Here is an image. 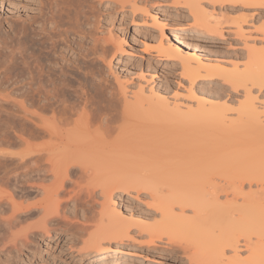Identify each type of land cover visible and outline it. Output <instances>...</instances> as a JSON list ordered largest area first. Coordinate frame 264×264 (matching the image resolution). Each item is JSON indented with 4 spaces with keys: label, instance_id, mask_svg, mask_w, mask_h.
<instances>
[{
    "label": "bare ground",
    "instance_id": "6f19581e",
    "mask_svg": "<svg viewBox=\"0 0 264 264\" xmlns=\"http://www.w3.org/2000/svg\"><path fill=\"white\" fill-rule=\"evenodd\" d=\"M35 1L38 13L34 23L30 29L20 26L14 50L10 48L17 65L12 88L17 98L10 102L16 107L13 135L21 149L19 156L22 162L27 159L25 166L28 164L27 170L18 177L13 175L12 180L24 181L39 199L27 204L29 194L16 196L19 202L10 196L0 198V264H22L24 260L28 264L36 260L46 263L34 242L48 239L51 229H61L57 220L66 226L72 224L66 217L70 210L73 217L80 214L85 221L76 220L74 236L80 243L71 247L69 255H76L79 261L89 257V264H114L116 255L130 256L129 249L121 248L124 242L146 250L158 248L161 242L163 249L175 252L185 264H264V22L253 31L260 36H254L252 43L259 41L261 47L248 45L242 31L247 14L255 13L247 9L264 8V0L257 1L258 5H243L240 20L232 24L217 22L199 0H169L165 7L176 12L186 9L192 19V25L174 26L171 40L158 14H150L148 0L110 2L113 17L129 13L136 27L159 32L160 37L152 41L159 43L153 48L156 57L179 62L187 83L217 79L225 85L226 94L218 90L220 94H214L216 91L208 96L205 88L200 95L190 88L194 109L182 108L153 89L139 87L129 93L119 78L114 80L116 87L110 86L112 83L108 85L101 72L93 69L94 81L75 88L73 83L79 77L76 80L71 70L78 71L79 63L92 68L96 62L110 65L112 55L127 53L122 39L109 32L108 37L95 32L99 29L97 18L94 21L95 6H91L95 0H89L92 9L85 6L92 12L84 7L79 9L81 13L77 11L86 20L83 18L80 25L77 15L74 19L79 22L72 28L58 19V7L62 6L58 4L64 2L51 0L47 10L45 2L50 0ZM87 10L92 18L86 16ZM74 28L72 39L69 32ZM227 28H235V34L242 38L246 58L242 66L230 64L232 70L208 66L204 56L185 39H221ZM164 36L169 39L166 44ZM33 37H39L37 42L46 50L42 61L47 70L38 71V75L27 61L31 52L25 47V40L32 42ZM68 53L75 59L68 58ZM33 95L39 99L34 101ZM235 97L242 99L236 101ZM258 99L263 102L259 105L262 112ZM245 183L249 187L256 183L260 188L244 191ZM128 193L135 201L140 195L147 198L149 217L158 218L154 224L133 221L132 215L114 205V196ZM222 193L224 201H220ZM92 205L97 212L89 221L85 217ZM34 209L38 220L21 227Z\"/></svg>",
    "mask_w": 264,
    "mask_h": 264
},
{
    "label": "rangeland",
    "instance_id": "374dc122",
    "mask_svg": "<svg viewBox=\"0 0 264 264\" xmlns=\"http://www.w3.org/2000/svg\"><path fill=\"white\" fill-rule=\"evenodd\" d=\"M61 1L64 3L58 4V1L56 2L58 5H62L61 7H58L59 8L58 12L60 13V16L62 18L59 16V13H58V19L59 18L62 19L61 24L63 23V25L65 27L70 26V28H72L73 25H75L74 23H77V21L79 22V20H80V22H79L80 25L83 23L82 20L84 17H82V15H78L77 11L80 8L82 9L83 7L85 9H88V8H86L87 5H88L89 9H92L89 5L93 4V3H91L93 0L92 1L90 0L91 2L89 0H87V1L86 0L85 1L84 0H77V1L76 0H61ZM61 1L59 0L60 3H62ZM152 1H154V0H150V1L148 0V2L149 3L151 2V3L150 4L147 3V5H150V6H147V8H148L150 14H152V13H153V15L158 14L159 21L161 20V22L165 23L166 29L164 31H165V34L168 35V38L170 37V30L174 26L181 25V24L192 25V19L189 18L186 9H180L178 12H176L175 9H173V8L165 7L166 6L165 2H169V0H165V1L164 0H155L153 3H152ZM199 1H200V5H202V8L204 10H206L207 13L215 15L217 22L218 21H221L222 23L223 22H229V24H232V22H234L235 20H240L239 19V15H240L239 12L243 10L242 9L243 5H258L257 3L259 2V0H199ZM50 2H51V0L45 2L46 3L45 7H47V10H48V8H50ZM94 2L95 3L91 6H95L96 11H95V16H94L95 17L94 21H96V18H97V21H98L97 24L98 25L97 24L96 25H97V29L99 28L95 32L98 35L100 33L101 34L105 33V35L107 37L110 33H111L110 36L112 35L113 38L114 37L115 38L121 37L122 48L127 53H122L120 55H118V54L112 55L110 65L107 64L108 66H110V68L107 67L106 64H105L106 65V67H105V65L102 64L101 62H96V64H94L93 68H92V66H88L87 64L79 63L77 66V67H79L78 71L76 68L71 70L72 71L71 74H74V76L76 75L75 76L76 80L79 77L77 82L73 83V86L75 88H78L77 86L79 85V83H80V85H82V84H85V82L92 83L94 81L91 78V71L93 69V72L97 71L99 74L101 72V77L104 80L109 81L108 85L110 83H112L110 86H113V84L115 85L114 80L116 78H119L117 80L122 81L123 83L125 82V87L127 88V91L129 93L131 91L132 92L137 91L139 87L145 89L146 91L149 89H153V90H156V92H160L159 94H161V93H162V95L164 94V97L167 98L168 100H170V102L177 101L178 104H180V106H182V108L188 106V107H193V109H194L196 107L195 100L194 99L191 100L190 96H189L190 93L188 94V90L190 88H191V91L193 89L192 92H195L197 95H200L201 92L203 93V91H204V93H206V95L208 93L210 95H212L216 91L217 92L214 93L216 95L219 93V91L222 94L227 93L226 92L227 89L225 87H224L225 90H223L224 89L223 86H225V85L222 86V84L220 82H217V79H215L214 80L215 82L213 81L212 83H210V82H201V83L195 82L196 84L197 83L198 84L196 85L194 83V85L192 84L193 86L189 82L187 83V78H185L184 76L181 75L179 62H175V59H171V60H167V61H159V59L156 57V54H155L153 48L158 46L159 43H156L158 40H156L155 43L152 42L156 37H157L156 39H158L160 37L158 34L159 32L156 29H145L142 27H136L134 25V21L130 17L131 15L129 13L127 14L128 17L126 15H123V16L118 15V16L113 17V15H111L112 11L109 13L110 9H108L111 7L109 5L111 4L110 2H112V0H100V2L98 0L97 3L95 0ZM48 3H49V5H48ZM36 5L37 4H36L35 0H0V41H1V44H0V69H2V70H0V73H1L0 77H2L0 79H1V81H3V82L0 81V104H1L0 105V188H2L0 190V196L3 193H5L0 198L2 200H5V198L7 199V197L10 196L9 198L12 197L16 201L19 202V199L16 196L22 197V194H25L26 196H27V194H29L30 197H28V198H30V199L27 202V204H30V202L31 203L36 202L39 199V197L36 196L35 194L34 195L32 194L34 192L33 189H29V185L25 184L24 181L23 182H21V181H17V182L14 181L13 182V180H12L13 175L17 176V177L20 176L23 172H25L27 170V167H28V164H26V166H25V163H27V161H26L27 159H25L22 162V159L19 156L21 149L19 148V146H17L16 137H15V135H13V134H15V129H16L15 127H16V121H17V118H16L17 116L15 114L16 113V111H15L16 107H15V103H14L17 97L14 96V95H16V93L13 90L14 85H15V81H16V79H14V78H16L15 72L17 73V65L15 64V57H13L12 54H13V50L15 47L14 44H16V34L15 33L19 31L20 26L25 27L26 29H30L31 25L35 21L34 17L38 13L37 9H36ZM51 5H52V2H51ZM79 5H81V6H79ZM84 8H83V10H85ZM75 9H77V10H75ZM97 9H98V11H97ZM73 10H74V12H73ZM80 10H79V12L81 13ZM88 10H87V13H88ZM247 10H249L251 12H255V13L247 14L246 18L244 19L245 22L242 25V31L244 32L245 38H247V40H248V45H250V46L256 45V47H258V46L261 47L262 45H261V43L260 44L258 43L259 41L258 42L254 41L252 43V40H253L254 36H256V37L260 36L257 33H253V31L262 27V22H264V8L247 9ZM90 11L92 12V10H89V12ZM101 11H103V12H101ZM82 12L86 14V12H84V11H82ZM91 14L88 13L86 16L89 15L88 18H92ZM74 15H75V17H74ZM77 15H78L77 19H79V16H80V19L75 21L74 18H76ZM96 15L100 16V17H97ZM71 16H72V21H70ZM60 19H59V21H60ZM85 20H84V22H85ZM33 26L36 28L38 25L34 24ZM67 28L69 29V27H67ZM64 29H66V28H64ZM95 29H96V26H95L94 30ZM72 30L74 31L75 28ZM72 30L71 31L69 30L70 31L69 37L74 39L76 36L75 35L76 32L74 31V34H73ZM94 30H93V32H94ZM26 31H27V33L30 34L29 30H26ZM108 32H109V34H108ZM73 36H74V38H73ZM149 37H151V38H149ZM38 38L39 37H33L32 42L30 41V38L25 40V44H26L25 47L29 50V52H31V55H30L31 57L27 58V61H29L31 66L33 65L32 67H35V68H33V70L37 75H38V73H40L38 71L47 70V66L42 61V57H43L42 52L46 51V50L44 48H42L40 46V44L37 42L39 40ZM171 39L172 38L170 37V40ZM185 39H186V42H188L190 45H193L195 48L198 49L197 51L199 54H202L201 56H204L203 57L204 61L209 62L208 66H217V68L226 69L228 71V70L233 69L230 64H232V63L236 64L237 63L238 66H242L241 64L244 63V60L246 61L245 53H244L245 50L243 49V40L241 37H239L235 34V28L224 29V32H222V38L221 39H215V38L200 39V38L191 37V36H188ZM168 41H169V39L166 38L165 44H166V42L168 43ZM5 43H6V46H5ZM33 43H36V44H33ZM107 46L110 49L109 45H107ZM107 46H106V48H107ZM4 47H6V48L4 49ZM10 48L13 50H11ZM107 51H109V50H106V52ZM10 54H11V56H10ZM67 57L70 58L71 60L75 59V57L71 53H68ZM206 57L208 59H206ZM9 58L11 59L10 61H8ZM94 63H95V61H94ZM97 63L99 66L95 67V65H97ZM206 66H207V64H206ZM36 67L39 69H37ZM80 68H81V70H80ZM86 70H87V72L90 71V73H88V75H86L87 74ZM84 72H86V74ZM82 74H85V75H82ZM103 76H105V78ZM83 80H85V81H83ZM190 85H191V87H190ZM8 87H10V88H8ZM115 87H116V85H115ZM204 88H205V90H203ZM199 92H200V94H198ZM255 94H253V95L257 96L258 98L261 99V97H259L258 94L257 95H255ZM235 98L236 99H234V100H236V101L242 99L241 97H239V98L235 97ZM6 99H8L9 101H7ZM37 99H39V98H37L35 95H33V100L37 101ZM13 100H14V102H10ZM258 101H259V99L256 100V104L258 105V108L260 109L262 107L259 105H262L263 102L262 101L258 102ZM218 102H221V101H218ZM218 102H217V104H218ZM6 103L8 105H6ZM12 103H13V106H12ZM219 104H222V102ZM97 106H98V104H97ZM14 108H15V110H14ZM13 110H14V112H13ZM260 110L262 112V109H260ZM261 116H262L263 123H264V113H262ZM13 131H14V133H13ZM35 142L39 143V140H36ZM13 156H14V158H13ZM15 159L16 160L19 159L20 161L19 160H18L19 162L14 161ZM22 163H23V165H21ZM258 188H260V185H258L256 183H253L250 187L247 183L244 184V191H248L249 189H251L252 191L253 190L257 191ZM224 199H225V195L223 193L220 194V201H224ZM147 201H148L147 198H145L143 195H140L138 200L135 201L132 198V193H128V194H122V195L114 196L113 203L115 206H117L118 209L120 208L124 214L132 215L133 221L144 222L147 224H154L155 220H158V218L156 216L154 218L149 217V215H148L149 210L146 207ZM24 206H26V204H24ZM90 208H91L90 212L88 211L86 214L87 217H85L89 221L91 220V218L93 219L96 216L95 212H97V210H96L97 207L95 205H92V207H90ZM90 208H87V210H89ZM92 209H95V210H92ZM31 211H29V216H28L29 220L25 219L24 222L27 221L26 223H24L22 221L24 224L21 223L22 224V226L20 225L21 227L25 226V224L26 225L29 223L31 224V223L38 220L39 217L37 215V211L35 209L31 210ZM69 212L71 213V210L68 211V213L66 214V217L71 222L73 221L74 224L72 222V224H70L69 226H66V224H64L65 222L57 220L55 223H57V227H60V228L62 227L61 229H59L58 231H55V229H51V231H50L51 236L48 239L40 240L39 244H36L34 242V244H35L34 246H36V245H37L36 247L39 246L38 251L41 254V258L43 259V261L46 262V263H41V262H37V260H36L34 264H73L74 262H76V264H89V262H90L89 257L86 258V260L79 261V258L76 257V255H74L73 257H71V255H69L71 247L72 246H79V243H80V241H78L76 239V237L74 236L76 233L75 231H77V227H78V225H76L75 223H77V221H78V223L79 222L83 223L85 221L83 219L82 215L77 214V215H75L76 217H73V215L70 214ZM134 237L137 239L143 240L141 237H138L135 235H134ZM158 244H159L158 248L146 250V248L133 247V246H131L130 243L124 242L123 245L121 246V248L124 250L129 249L130 250L129 251L130 256L116 255L115 259H112V261L114 262V264H185V260L180 259L178 257V255H176L175 252H171L169 250L163 249L161 247V246H163V243L160 242ZM128 246H130V247H128ZM33 249H35V248L33 247L32 251H33ZM139 249H141V250H139ZM32 251H26V252L29 254H32ZM110 255L112 257L114 255L113 252H110L108 254V256H110ZM134 255L137 257H135ZM109 259H111V258H109ZM23 262L24 263H22V264H28L27 261H25V260Z\"/></svg>",
    "mask_w": 264,
    "mask_h": 264
}]
</instances>
